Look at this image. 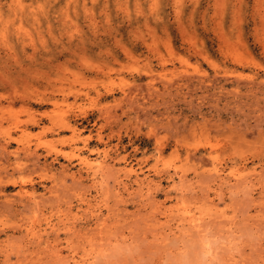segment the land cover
I'll use <instances>...</instances> for the list:
<instances>
[{
	"label": "rangeland",
	"instance_id": "374dc122",
	"mask_svg": "<svg viewBox=\"0 0 264 264\" xmlns=\"http://www.w3.org/2000/svg\"><path fill=\"white\" fill-rule=\"evenodd\" d=\"M0 73V264H264V0H0Z\"/></svg>",
	"mask_w": 264,
	"mask_h": 264
},
{
	"label": "bare ground",
	"instance_id": "6f19581e",
	"mask_svg": "<svg viewBox=\"0 0 264 264\" xmlns=\"http://www.w3.org/2000/svg\"><path fill=\"white\" fill-rule=\"evenodd\" d=\"M10 53H11V52H10ZM8 54H9V53H8ZM14 56H15V55H14ZM15 57H16V56H15ZM14 59H15V58H14ZM6 62H7V61H6ZM3 65H4V64H3ZM22 66H23V65H21V67H22ZM12 67H13V66H12ZM12 67H11V68H12ZM13 68H14V67H13ZM23 69H24V68H23ZM0 76H1V73H0ZM0 78L3 79V76L0 77ZM4 79H5V78H4ZM5 81H7V80H5ZM7 82H8V81H7ZM9 83H10V82H9ZM22 99H23V98H22ZM11 102H12V101H11ZM0 103H1V102H0ZM9 104H10V103H9ZM0 105H1V104H0ZM4 105H5V104H4ZM71 122H72V121H71ZM9 138H10V137H9ZM12 139H13V138H12ZM5 140H6V138H5ZM5 142L8 143L7 141H5ZM0 145H1V144H0ZM5 145H6V144H5ZM3 146H4V145L2 144V145H1L2 149H3ZM5 147H6V146H4V148H5ZM4 150H6V149H4ZM4 150H3V151H4ZM0 152H1V151H0ZM84 160L87 161V163L89 162V160H88L87 158H85ZM102 167H103V166H102ZM26 181H27V180H25V182L23 181L24 184L26 183ZM29 182H30V181H29ZM16 183H18V182H16ZM30 183H31V182H30ZM14 184H15V183H14ZM19 185H20V184H19ZM21 185H22V184H21ZM20 189H25V188H20ZM27 189H28V188H27ZM0 190H1V189H0ZM22 191H23V190H22ZM18 192H20V191H18ZM26 192H28V191H26ZM24 193H25V192H24ZM24 193H23V194H24ZM29 193H30V192H29ZM29 193H28V194H29ZM18 194H19V195H20V194L23 195L22 193H18ZM23 196H24V195H23ZM25 196H26V195H25ZM27 196H28V195H27ZM29 196H31V194H30ZM29 198H31V197H29ZM34 204L36 205V202H35ZM34 204H33V205H34ZM190 222H191V221H190ZM190 225H192V224H190ZM166 226H167V225H166ZM193 226H196V227L198 228L197 224H196V225H193ZM192 229H193V228H192ZM197 230L199 231V229H197ZM197 230H196V231H197ZM35 232H36V231H35ZM182 232H183V231H182ZM188 232H189V231H188ZM32 233H33V232H32ZM183 233H184V232H183ZM196 234H197V233H196ZM198 234H199V233H198ZM198 234H197V235H198ZM36 235H38V234H36ZM125 238H126V237H125ZM56 249H57V248H56ZM57 254H58V250H57ZM93 254H94V253H93ZM61 255H62V254H61ZM56 257H57V256H56ZM91 258H93V257H91ZM56 262H57V261H56ZM59 263H60V262H59ZM90 263H91V262H90ZM62 264H63V263H62ZM67 264H81V263H80L79 261L75 260L73 263H72V261H71L70 263H67ZM83 264H84V263H83Z\"/></svg>",
	"mask_w": 264,
	"mask_h": 264
}]
</instances>
